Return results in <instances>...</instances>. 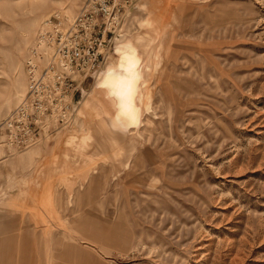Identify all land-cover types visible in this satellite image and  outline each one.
<instances>
[{
	"label": "rangeland",
	"instance_id": "1",
	"mask_svg": "<svg viewBox=\"0 0 264 264\" xmlns=\"http://www.w3.org/2000/svg\"><path fill=\"white\" fill-rule=\"evenodd\" d=\"M84 1L0 0V264H264V0H139L108 63L156 22L139 125L110 131L99 78L77 125L15 152L40 25Z\"/></svg>",
	"mask_w": 264,
	"mask_h": 264
},
{
	"label": "built area",
	"instance_id": "2",
	"mask_svg": "<svg viewBox=\"0 0 264 264\" xmlns=\"http://www.w3.org/2000/svg\"><path fill=\"white\" fill-rule=\"evenodd\" d=\"M138 3L85 0L76 14L55 11L41 23L26 62V96L3 124L5 147L28 151L77 125L78 95L103 74L112 41L130 33Z\"/></svg>",
	"mask_w": 264,
	"mask_h": 264
},
{
	"label": "bare ground",
	"instance_id": "3",
	"mask_svg": "<svg viewBox=\"0 0 264 264\" xmlns=\"http://www.w3.org/2000/svg\"><path fill=\"white\" fill-rule=\"evenodd\" d=\"M153 25H141V30L146 33L142 31L133 34L134 36L124 37L118 43V62L110 68L107 64L96 84L93 99L96 101L98 113L102 114L110 131L128 132L141 121L144 84L147 79L145 73L157 39V33L151 29ZM90 114L95 115V112Z\"/></svg>",
	"mask_w": 264,
	"mask_h": 264
}]
</instances>
